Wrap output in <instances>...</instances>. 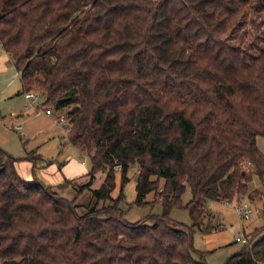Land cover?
<instances>
[{
  "label": "trees",
  "instance_id": "trees-1",
  "mask_svg": "<svg viewBox=\"0 0 264 264\" xmlns=\"http://www.w3.org/2000/svg\"><path fill=\"white\" fill-rule=\"evenodd\" d=\"M0 42L88 154L77 194L105 171L79 204L0 146V264H207L193 247L207 201L264 177V0H0ZM133 165L134 204L161 211L129 220L111 192ZM263 229L224 264L264 260Z\"/></svg>",
  "mask_w": 264,
  "mask_h": 264
},
{
  "label": "rangeland",
  "instance_id": "rangeland-1",
  "mask_svg": "<svg viewBox=\"0 0 264 264\" xmlns=\"http://www.w3.org/2000/svg\"><path fill=\"white\" fill-rule=\"evenodd\" d=\"M4 65L7 69L5 67L4 72L0 70V146L15 157L14 168L22 179L36 178L42 181L39 178L42 175L48 180V185H52L58 193L73 198L79 204L87 202L90 198V188L101 184L105 171L95 172L89 188L85 187L77 194L75 188L89 180L87 172L91 163L88 154L80 153L62 131L65 123L58 122L54 117L65 113L62 109L61 112L53 110L54 115L45 113L41 95H37L32 105L27 106L23 93L17 94L21 90V84L15 74V68L11 63L5 62ZM37 110L39 111L36 112ZM17 124L22 126L20 131L13 128ZM256 143L264 153V136L257 135ZM115 170V186L111 195L116 197L121 193L119 205L127 219L136 220L161 211V205L158 203L134 204L136 165L127 171L128 179L123 184L119 169ZM66 180L72 184H65ZM161 183L162 179L159 184ZM152 197L153 192H150L146 194L145 200H151ZM189 197L190 190L187 188L182 195V203ZM242 200L254 204L252 213L246 219L241 218L232 206L234 202ZM229 202L231 204L221 200L207 201L201 220L202 226L208 230L203 232L196 229L193 233V247L202 251L207 264H224L230 254L239 250L242 243L234 240L236 235L256 238L255 231L264 225V177L254 175L249 182V194L235 196ZM170 217L187 224L191 222L186 208H172ZM261 233H264V229L259 234Z\"/></svg>",
  "mask_w": 264,
  "mask_h": 264
},
{
  "label": "built area",
  "instance_id": "built-area-1",
  "mask_svg": "<svg viewBox=\"0 0 264 264\" xmlns=\"http://www.w3.org/2000/svg\"><path fill=\"white\" fill-rule=\"evenodd\" d=\"M24 96L28 101V105H32L34 99L37 97V94L34 91H25L24 92ZM39 110H37L36 112H38ZM45 113L47 114H53V109L51 108H44ZM54 117L57 119L58 122H64L65 125L62 129L63 132L66 133V137L68 134V131L70 129V124L68 123V120L65 116V114H61L59 113L58 115H54ZM13 128L17 131H20L22 126L20 124L14 125ZM224 203L226 204H231L229 201H224ZM234 210L236 211V213L241 217V218H248L250 216V214L253 211L254 208V204L252 202H249L247 200H242L241 202H234V205H232ZM235 241H239L241 243H246L247 242V237L246 236H242V235H236L234 237ZM259 264H264V260L260 261Z\"/></svg>",
  "mask_w": 264,
  "mask_h": 264
},
{
  "label": "crops",
  "instance_id": "crops-1",
  "mask_svg": "<svg viewBox=\"0 0 264 264\" xmlns=\"http://www.w3.org/2000/svg\"><path fill=\"white\" fill-rule=\"evenodd\" d=\"M6 59H7V61H6ZM5 62H6V63H11V65L15 68V74H16V76L19 77V79H20V84H21V90L18 91L17 94H21V93H23V95H24V91H23V89H22V82H21V78H20V70H18V69L15 67L12 58L10 57L9 53L3 48V46H2V44H1V42H0V70H1L2 72H4V70L7 69V67L4 65ZM5 67H6V69H5ZM24 98H25V96H24ZM25 99H26V98H25ZM26 100H27V99H26ZM27 106H31V105H28V101H27ZM43 106H44V105H43ZM44 107H45V106H44ZM258 147H259V146H258ZM39 178H40L45 184L48 185V180H47L44 176L41 175V176H39Z\"/></svg>",
  "mask_w": 264,
  "mask_h": 264
},
{
  "label": "water",
  "instance_id": "water-1",
  "mask_svg": "<svg viewBox=\"0 0 264 264\" xmlns=\"http://www.w3.org/2000/svg\"><path fill=\"white\" fill-rule=\"evenodd\" d=\"M65 98H60L57 100V102L60 104Z\"/></svg>",
  "mask_w": 264,
  "mask_h": 264
}]
</instances>
